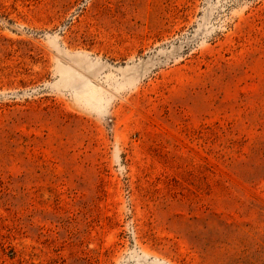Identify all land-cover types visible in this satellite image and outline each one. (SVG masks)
Instances as JSON below:
<instances>
[{
	"label": "rangeland",
	"instance_id": "rangeland-1",
	"mask_svg": "<svg viewBox=\"0 0 264 264\" xmlns=\"http://www.w3.org/2000/svg\"><path fill=\"white\" fill-rule=\"evenodd\" d=\"M0 264H264V0H0Z\"/></svg>",
	"mask_w": 264,
	"mask_h": 264
}]
</instances>
